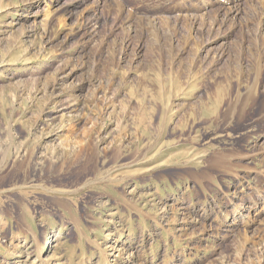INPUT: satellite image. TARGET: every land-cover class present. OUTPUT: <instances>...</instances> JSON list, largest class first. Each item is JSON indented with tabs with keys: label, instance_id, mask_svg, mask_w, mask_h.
<instances>
[{
	"label": "rangeland",
	"instance_id": "374dc122",
	"mask_svg": "<svg viewBox=\"0 0 264 264\" xmlns=\"http://www.w3.org/2000/svg\"><path fill=\"white\" fill-rule=\"evenodd\" d=\"M0 264H264V0H0Z\"/></svg>",
	"mask_w": 264,
	"mask_h": 264
},
{
	"label": "bare ground",
	"instance_id": "6f19581e",
	"mask_svg": "<svg viewBox=\"0 0 264 264\" xmlns=\"http://www.w3.org/2000/svg\"><path fill=\"white\" fill-rule=\"evenodd\" d=\"M87 147H88V145H87Z\"/></svg>",
	"mask_w": 264,
	"mask_h": 264
}]
</instances>
